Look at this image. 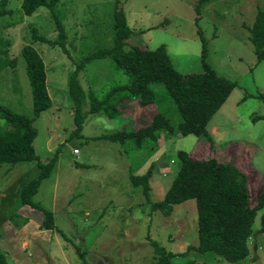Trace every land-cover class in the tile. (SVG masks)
Masks as SVG:
<instances>
[{
	"label": "rangeland",
	"instance_id": "1",
	"mask_svg": "<svg viewBox=\"0 0 264 264\" xmlns=\"http://www.w3.org/2000/svg\"><path fill=\"white\" fill-rule=\"evenodd\" d=\"M22 1L0 0V62H12L0 67V105L33 116L22 55L23 49L32 48L43 62L51 100L35 118L33 147L39 163L54 154L58 160L30 200L51 213L52 229L44 228L43 211L21 199L23 188L39 173L38 162L0 168V255L7 264H155L152 242L175 254L196 245L193 200L163 217L150 212L141 189H133L129 179L150 170L148 198L159 202L178 170V151L195 160L214 158L237 166L247 175L251 207L257 204L264 191V99L251 94L264 95V60L256 61L249 30L264 10V0H45L46 6L30 16L22 12ZM119 9L135 44L149 50L165 46L181 74L201 72L199 29L207 42V63L236 83L209 121L213 147L192 135H175L141 149L102 138L124 126L149 123L158 107L172 116L160 82L153 85L157 107H140L135 100L110 120L89 114L87 98L86 118L75 125L70 76L88 55L112 46L113 13ZM56 25L66 38L63 49L38 41L55 42ZM77 79L85 95L99 100L130 80L109 59L84 62ZM248 248L240 264H264V206L256 214ZM208 264L229 263L215 257Z\"/></svg>",
	"mask_w": 264,
	"mask_h": 264
},
{
	"label": "trees",
	"instance_id": "2",
	"mask_svg": "<svg viewBox=\"0 0 264 264\" xmlns=\"http://www.w3.org/2000/svg\"><path fill=\"white\" fill-rule=\"evenodd\" d=\"M44 6L45 0H23L21 3L22 12L26 16ZM113 20L112 46L88 55L85 61L75 65L70 76L68 93L73 104L75 125L80 126L86 118L83 107L87 98L90 100L89 114L104 115L110 120L124 114L126 109L121 107L135 100L140 107L156 106L153 85L160 82L165 87L169 105L173 110L169 114L172 116H168L158 107L149 123L135 129L131 125L124 126L102 138L121 144L124 148L141 149L146 144H160L175 135H192L206 140L213 147L214 142L208 131L209 121L237 85L219 75L207 63V42L198 27L201 72L181 74L171 63L165 46L149 50L135 44V40H132L133 31L127 26L120 9L114 11ZM195 24L197 26L196 22ZM56 28L58 38L55 42H48L43 37H38V41L52 47L58 45L63 49L66 40L63 28L60 25H56ZM249 32L256 61L261 62L264 60V10L256 15ZM22 55L31 88L33 116L28 117L0 105V168L3 165L38 162L39 173L23 188L21 199L24 204L43 211L44 228L52 229L51 213L30 201L41 182L49 177L58 160L57 154H54L47 162L39 163L33 147L37 135L35 118L51 106V100L47 92L42 60L30 47L23 49ZM93 59H109L115 68L129 76L128 85L113 89L101 100L93 94L85 95L77 74L83 68L84 62ZM11 63L0 62V67ZM251 97L264 99L261 93L251 94ZM246 98L248 95L244 99ZM176 158L178 170L159 202L151 203L148 198L150 170L142 175L129 177L133 189H141L150 212H158L163 217H168L176 205L189 200L195 203L197 244L189 245L182 253L175 254L152 242L156 255L155 264H175L178 259H184L183 264H208L215 257L229 264L242 263L249 254L248 243L256 214L264 206V191L257 197V204L251 207L247 175L234 164L219 162L214 158L195 160L183 151H178ZM0 264H7L3 255H0Z\"/></svg>",
	"mask_w": 264,
	"mask_h": 264
},
{
	"label": "built area",
	"instance_id": "3",
	"mask_svg": "<svg viewBox=\"0 0 264 264\" xmlns=\"http://www.w3.org/2000/svg\"><path fill=\"white\" fill-rule=\"evenodd\" d=\"M77 152H78V151H76V150L74 151L75 154H77Z\"/></svg>",
	"mask_w": 264,
	"mask_h": 264
}]
</instances>
